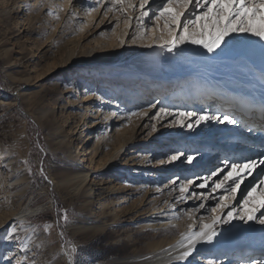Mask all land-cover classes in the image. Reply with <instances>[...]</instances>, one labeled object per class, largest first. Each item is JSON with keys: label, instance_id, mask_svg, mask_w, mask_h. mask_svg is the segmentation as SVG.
Wrapping results in <instances>:
<instances>
[{"label": "rangeland", "instance_id": "obj_1", "mask_svg": "<svg viewBox=\"0 0 264 264\" xmlns=\"http://www.w3.org/2000/svg\"><path fill=\"white\" fill-rule=\"evenodd\" d=\"M163 2L150 0L146 10H151V14ZM94 3L95 0H73L72 5L88 9ZM61 4L62 9L58 7ZM57 14L59 19L55 18ZM132 15L138 16L139 9ZM80 17L83 16H72L67 0H0V217L22 211L27 205L30 207L26 216L17 215L15 220L2 227L0 264H110L117 257L141 253L146 249V243L153 240V234L162 232L156 239L168 235L165 232L168 225H152L153 218L165 212L168 217L174 214L179 216V219L172 220L173 224L185 222L190 220L187 213L201 202L198 199H178L181 195L180 182L192 180L194 184L188 187L199 193L204 190L194 186L202 182L197 178H203L217 167L223 168L224 159L240 163L244 158L264 154V129L257 131L258 126L245 125L246 129H252V133L243 135L236 125L227 123L209 121L188 129L171 124L175 117H165L159 122L151 119L160 107H167L173 112L225 114L226 110H221L219 101L215 105L210 97L189 98L187 89L194 97L198 81L208 87L220 85L223 81H235L233 74L236 72L242 77L240 87L247 88L251 82V87L258 88L257 82L261 83L258 70L264 66V57L253 51L255 39L246 43L243 36L233 37L235 41L238 40L234 43L244 49V56L249 59L246 66L240 64L241 67L237 68L233 64L229 67L225 60L238 55V51L231 53L227 50L214 57L198 46L168 55L162 61L163 66H169V70L163 73L161 67V76L172 80L176 78L178 87H170L128 108L124 105L117 108L127 97L124 98L122 94L113 96V84L120 80L118 73L129 77L128 73L119 69L127 71L122 63L129 61L132 55L123 57L121 54L112 63L101 62L97 64L100 67L97 72L90 67L87 57L85 62L78 59L91 45H95V38L101 32L111 34L117 30L124 33L127 17L119 12H109L104 17V10L101 9L92 25L85 28L81 27L83 18ZM145 19V26L150 28L153 21ZM137 31V21L133 19L125 40L132 41ZM226 46L222 47L227 49ZM163 52L167 51L163 49ZM198 60L201 62L197 63ZM243 62L246 63V59ZM66 63L68 66L65 69ZM108 65L117 68L111 70ZM209 66L217 70H209ZM228 74L230 77L225 78ZM85 87H88L89 94L84 95ZM234 89L228 87L227 90L234 92ZM237 92L243 97H250V94L264 96L245 90ZM97 96L116 102L114 107L110 106L111 111L115 110V119L111 123L103 113L106 105L100 107L103 109L98 112V102L94 101ZM157 100L161 103L151 109L147 117L129 118V113L147 109ZM77 120L81 121H78V132L74 138L82 139L88 134L89 143L97 136H102L103 140L111 139L108 146L100 147L101 154L95 160L98 167L94 170L91 159L84 161L83 158L87 146L85 142L80 146L81 149L84 145L81 154L79 150L76 151L75 145L72 148L77 155L73 171L89 173L83 186L88 184L97 189L100 184L102 188H113L105 193L101 205L84 206L81 200L83 186L75 188L80 178L75 177L67 183L62 178L69 158L66 151H60L57 136L67 134L69 127ZM89 121L93 126L87 130L84 123ZM154 123L155 131L151 127ZM256 131L262 137L250 138L257 134ZM117 134L123 136L124 140L119 144L112 139ZM240 148L243 149L241 152ZM177 153H184V156L175 161L169 159ZM187 155H194L195 159L189 162ZM101 160L106 161L104 166L100 164ZM261 176H264V166L258 168L252 177H246L238 191V201ZM177 178V183L173 185L172 181ZM97 193L88 202H98ZM111 196L114 201L109 207ZM216 202L210 200L207 204L212 207ZM144 204L147 214L138 212L140 214L135 215L136 223L130 219L124 220L127 216L117 223V219H113V211L100 216L101 208L110 210L117 206V211L122 213L134 208L141 209ZM153 209L156 210L151 214ZM65 213L67 220L64 219ZM208 215V211L202 209L194 213L196 219L193 220L197 221L201 216L207 218ZM92 223L101 230H96ZM258 227L261 228L250 232V235L253 241L259 239L264 243V226L258 224ZM12 228L16 229L14 237H19V240L9 238L8 233ZM117 237L126 240L135 238L137 241L127 248V252L121 247L112 250L111 241ZM244 245L237 247H251L247 243ZM73 247L77 251L71 253L69 260L68 253ZM247 248V252L237 256L234 262L226 260L228 257L225 254L201 249L188 264H207L209 259L218 260L220 264H250L253 259H264V249H260L259 254H248Z\"/></svg>", "mask_w": 264, "mask_h": 264}, {"label": "snow or ice", "instance_id": "obj_2", "mask_svg": "<svg viewBox=\"0 0 264 264\" xmlns=\"http://www.w3.org/2000/svg\"><path fill=\"white\" fill-rule=\"evenodd\" d=\"M72 2L73 0H67L72 16H76L77 13L71 9ZM149 2L150 0H138V3L137 0H95L94 5L86 12L91 16L103 9L105 16L109 12H119L121 16L127 17V21L134 19L139 28L133 36L134 42L147 39L151 41L149 47L156 45L169 53L179 50L182 45L191 44L203 48L209 54H214L218 49H222V46L227 45L229 39L243 36L247 39L255 38V41L259 42L260 54L264 57V0H164L162 5L151 14L149 10H146ZM58 7L62 9L63 5ZM137 9H139V15H132ZM55 18L59 19V15L57 14ZM145 18L153 21L151 28L145 26ZM160 103L157 100L147 109L131 112L128 116L129 118L147 117L149 111L157 108ZM170 116L175 117L170 121L171 124L188 129L197 128L209 121L229 125L239 123L230 114L180 110L173 112L167 107H160L151 119L159 122ZM151 127L153 131L156 130L155 123ZM181 156H184V153H177L169 159L175 161ZM186 159L191 162L195 156L187 155ZM222 163L223 168L217 167L203 178H197L202 182L194 186L204 191L199 193L191 191L188 185L194 184L192 180L179 183L181 195L178 199L201 201L196 208L187 213L189 219H196L194 213L202 209H206L209 215L207 218L199 217L195 224H189L187 230L180 233L176 247L181 251L174 258L175 261L186 262L197 251V245L212 244L222 235L221 226L231 228L233 221H239L243 225L251 222L264 226V176L248 188L242 200H237L238 191L246 177H252L258 168L264 166V154H258L256 158H244L240 163L231 162L226 158ZM41 171L43 172V169ZM178 179L172 181L173 185ZM209 188L210 191H208ZM217 193L220 194L216 195ZM210 200L217 202L209 207L207 201ZM64 219L67 220L66 213ZM174 219H179V216L174 214L167 221L162 220L161 223L166 222L168 227L175 228L176 225L171 223ZM15 232L16 229L12 228L8 236L19 240V237H14ZM76 251L75 247L69 250V260L72 258L71 253ZM207 264H220V262L209 259ZM250 264H264V259H253Z\"/></svg>", "mask_w": 264, "mask_h": 264}, {"label": "bare ground", "instance_id": "obj_3", "mask_svg": "<svg viewBox=\"0 0 264 264\" xmlns=\"http://www.w3.org/2000/svg\"><path fill=\"white\" fill-rule=\"evenodd\" d=\"M71 8L75 12H77L79 16H83V17H80V18H83L82 23H81L82 28L83 27L85 28L86 26L88 27L91 26L92 22L94 21L98 13V12H95L91 16H89L86 12L87 9L85 8V6H82V8H80V6L77 4L72 5ZM104 17L106 16L104 15ZM131 21H128L127 26L126 25L124 26V29H123L124 33H119V31L117 30L115 31V33H111V34L105 31L101 32V35L95 38V45H91L90 48L87 50V52L84 51V53L79 56L80 59H78L80 60L79 62H85L86 57H87L88 63H91L90 67H92L93 70L97 72L100 68V67H97V64L101 62L112 63L114 60L118 59L121 56V54H123V57L132 55V58L129 59V61H123L124 63H122V66L126 65L124 67L126 68L127 71H124L125 69L124 70L119 69L120 71H123L124 73H128L129 77L127 78L123 77L121 73H118V75L120 76V80L116 81L113 84V88H114V92L112 93L113 96H116V94L117 95L122 94L121 96H123L124 98L127 97V100L122 101L123 103L119 104L117 108H120L122 105L128 108L129 106L136 105L137 103H142L143 101L149 99L153 95L161 94L162 92L169 90L170 87L171 89L176 85L178 87L179 81L176 78H173L172 80L170 78L165 79L161 76L162 75L161 74L162 72L160 70L161 67H162L163 73H165L166 70H169V66L167 65L163 66L164 64H163L162 59L167 57L168 55H172V54L176 55L179 52H184V49L186 48L195 49L198 47L196 45L187 44V45H182L181 48L175 52H172V53L165 52L164 53L163 49L156 45H152L151 47H149L148 45L151 43V41L147 39L136 40L135 42L133 40L126 41L125 36L127 35L129 31V27L131 26ZM150 22L151 21H149V23ZM152 24L150 25L151 27H152ZM121 37L122 39H120ZM253 39L255 38H251V39L246 38L245 42L249 43ZM235 40H236L235 38L229 39L227 46H226L227 49H224L222 47V49H218L216 53L210 54V55L220 56V54L226 53L227 50L231 51V53H235V51H238L239 52L238 55L237 54L235 56L231 55L232 56L231 58L227 60L224 59L226 64L229 67L231 66V64H233L235 68L241 67L239 66L240 64L242 66L243 65L246 66L247 62L249 63V59L244 56L245 55L244 49L242 48L240 49V47H238L237 44L234 43L238 41V40L237 41ZM121 41H123V43H121ZM236 49H239L240 51ZM252 49L253 51H255L256 55L258 56L261 55L260 46H259L258 41L255 42ZM242 51L244 52L243 54H241ZM72 57L73 55L71 54V58ZM222 57H224V55ZM179 59H181V57H179ZM245 59H246V63L243 62ZM200 62L201 61L199 60L197 61V63H200ZM221 63L223 64V60ZM65 65H66L65 66V69H66V67L68 66V63H66ZM108 66H109V69L111 70H115L117 68L116 66H110V65ZM208 69L217 70V68L213 66H209ZM258 72H259L258 75L261 81V83L257 82L258 88L251 87L250 86L252 85L251 82H250V85L248 84L249 86L246 84L248 86L247 88L240 87L239 82L240 80H242V77L240 74H238V72H236L233 74L235 75L234 76L235 81L224 82L222 79L221 80L218 79L219 81H223V83H221L220 85H212L211 87H208V85H206L205 83L198 81L196 85L194 97L191 95V92L188 91V89L186 93L189 98H193V99H196L197 97H201L200 99H203V97L205 98L210 97L212 99L211 100L212 103L214 102L215 105L217 104L216 101H219L221 110L222 111L226 110L225 114H230L233 117H235V119H238V115H236L234 110H230V109L227 110L228 105H225L226 103L225 101L228 99L234 98L235 96L240 95L237 92L238 90H245L251 93L264 94V77H262V73H264V66L261 67L258 70ZM229 77H230L229 74L228 76L225 75V78H229ZM228 87H231L233 89L235 88L238 90L234 89V92H235L234 94L233 91L230 92L227 90ZM86 94H89L88 87L84 88V95ZM246 98H251V97H246ZM261 98L263 99L264 96H261ZM262 99L260 100V102L262 101ZM94 101L98 102L97 104L99 106L98 112L103 109L100 107H102L103 105H106L103 113L107 117V119H109L108 123H111L113 119H115L113 118V115L115 114V110L111 111L110 106L114 107L116 102L109 101V100L107 101L106 98L98 97V96L95 98ZM237 102H240V100L237 99L235 103ZM259 104H262V103H259ZM252 105L255 106L256 104H252ZM243 107H245V105ZM245 111H249V112L245 113L243 112V110L241 111V113H245V119L242 121L243 123L239 122L238 124H236V126L239 129H241V131L243 132V135H246V134L249 135L250 133H252V131H249V128L246 129V126L250 127V125H253V126L260 127L257 131L264 129V108L255 107L254 109H248V110L245 109ZM68 120L69 118L66 119L65 122H67ZM78 121L79 120H77L74 124H72L71 127H69V131L67 134H58L57 136L58 137L57 143H58V147L60 151L61 150L66 151L68 153L66 157L69 158V160L66 161L67 163L65 162L66 166H64L65 168L63 169V172H62V178L65 181L64 183H67L68 180L74 179L75 177H79L80 179L77 180L78 182L76 183L75 188H78L79 186L80 187L83 186V184L85 183L86 179L89 176V173L84 172V171L77 173L73 171V165L77 160V155L74 154V151H72L73 145L76 146V151L79 150V154L84 152L82 149L84 145H87L85 148L86 153L83 154V158H84V161L85 160L89 161V159H91L90 164L93 165V170H94L96 167H98L97 162L95 160L101 154L102 150H100V147L108 146L109 141H111V139L103 140L102 136H97L94 140H92V142L89 143L90 139H88V134L84 135L82 139L74 138L76 136L75 135L76 131L78 132V126L81 120L79 122ZM84 124L87 130L91 129L93 126L91 121L84 123ZM96 125L97 123L94 124V126ZM83 132L81 133V136L83 135ZM256 137H262V134L257 133L253 136L251 135L250 138H256ZM262 138H264V136ZM112 139L114 140L115 144H119L122 141H124L123 136L119 134L115 135ZM82 142H85V143L80 149ZM242 148H244V146ZM242 148H240L241 149L240 152L243 150ZM248 148L249 147H247L245 150H247ZM105 163L106 161H102V160L100 161V164H103V166L105 165ZM107 169H110V167H108ZM98 185L99 186L97 189H93V186L88 185V184L83 186L81 200L84 206L89 207V206L98 205V203H100L101 199L104 197L105 193L108 191L111 192L113 190L111 186H109L108 188H102L100 184ZM97 191L99 193H97ZM95 193H97L96 195L99 196L98 202H94L91 204L90 201L88 202V200L91 199L92 195ZM110 198H111V203H109L108 205L109 207L114 201L113 196H111ZM101 204L102 203H100V205ZM27 206L24 208V210L18 211L15 214L13 213L5 217H0V233H3L2 227L5 226L8 222H11V220H15L17 215L22 214L26 216V214H28V212H26L27 209L30 210V207H27ZM145 206L146 204L141 206V209L137 208L135 210L134 208L133 210L124 211L122 213L117 211V206H114V208H110V210H105V208H101L99 209V211H101L100 216H104L113 211L114 212L113 219L114 220L117 219V223L118 221H121L123 217H126V216L127 218L124 220L130 219L133 221V223H136L135 222L136 214L138 215L140 213L147 214L146 212L147 209L144 208ZM154 210L156 209H153V212H151V214L154 213ZM168 218H169L168 215H166L164 212V213L159 214L157 218H153L151 220V223L152 225L156 226V225L161 224L162 220L167 221ZM171 222L172 224L174 223L173 221ZM195 223L196 221L193 219L186 220L185 222H179V223L175 222L176 227L175 228L168 227L167 231H165L166 233H168V235L164 236L163 238L156 239L159 237V235H161L162 232H159V233L156 232L155 234H153V240L146 243L147 247L143 252L141 253L135 252L130 255H125L124 257H121V258L117 257L112 262L110 261L111 262L110 264H188L191 262L192 256H193L192 259H194L196 257L195 256L196 252H199L201 249H209L211 252L215 254H218V253L225 254L224 256L228 257V259L226 260L230 262H234V259L237 256L243 255L241 253L247 252V250H245L247 247H237V246H245L244 244L247 243V246H251L247 248L249 249L248 254H251L254 252L259 254V250L264 249V243H261L259 239L253 241V238L250 235V232L257 231L259 230V228H261V227H258L257 223L250 222L248 225H243L239 221H233V227L231 228H227V226H221L222 235H220L219 238L216 241H214L212 244L197 245V251L191 257H189L186 262L175 261L174 258L178 256L179 252L181 251V249L176 247L177 241L180 239V233L186 231L189 224H195ZM91 225L96 230H101V227H96L97 226L96 224L92 223ZM141 225L147 226L146 223H141ZM185 225L187 226L186 228H185ZM162 226H167V223L166 222L163 223ZM136 241L137 240L135 238L126 240L121 237H117L111 241V246H112L111 249L116 250L121 247L122 249L125 248L127 252V248L135 244ZM255 241H259V243L257 244L252 243ZM101 245L102 244H100V246ZM169 246H172V247L170 248ZM238 249L240 250L238 251Z\"/></svg>", "mask_w": 264, "mask_h": 264}]
</instances>
